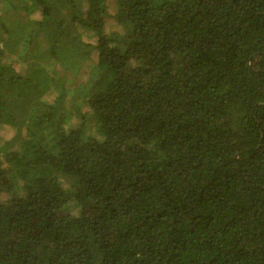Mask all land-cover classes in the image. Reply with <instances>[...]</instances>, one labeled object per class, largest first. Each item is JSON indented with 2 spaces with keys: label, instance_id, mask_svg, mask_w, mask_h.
<instances>
[{
  "label": "trees",
  "instance_id": "1",
  "mask_svg": "<svg viewBox=\"0 0 264 264\" xmlns=\"http://www.w3.org/2000/svg\"><path fill=\"white\" fill-rule=\"evenodd\" d=\"M114 2L0 0V264H264V0Z\"/></svg>",
  "mask_w": 264,
  "mask_h": 264
},
{
  "label": "rangeland",
  "instance_id": "2",
  "mask_svg": "<svg viewBox=\"0 0 264 264\" xmlns=\"http://www.w3.org/2000/svg\"><path fill=\"white\" fill-rule=\"evenodd\" d=\"M114 8H115L114 0H107L108 11L112 12L114 10ZM114 29H115V27L113 25H110L109 23H107L106 32H110L111 30H114ZM92 63H94L93 59L90 60V62H88L86 66L83 67L82 72H81V76H80L81 80H86L87 74H88V72L92 66ZM74 83H76L75 80H74ZM49 98L52 100L51 97H49ZM11 134H12V131L6 129L5 127L2 128L0 131L1 138H4V139H8L11 136ZM63 186L66 187V184H63ZM3 197L4 196L2 195L1 198H3Z\"/></svg>",
  "mask_w": 264,
  "mask_h": 264
}]
</instances>
